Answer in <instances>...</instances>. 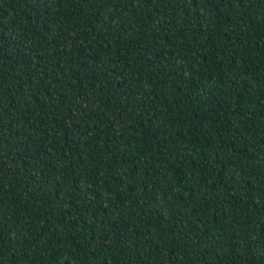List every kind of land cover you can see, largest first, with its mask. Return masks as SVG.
<instances>
[{
    "label": "trees",
    "instance_id": "trees-1",
    "mask_svg": "<svg viewBox=\"0 0 264 264\" xmlns=\"http://www.w3.org/2000/svg\"><path fill=\"white\" fill-rule=\"evenodd\" d=\"M0 264H264V0H0Z\"/></svg>",
    "mask_w": 264,
    "mask_h": 264
}]
</instances>
